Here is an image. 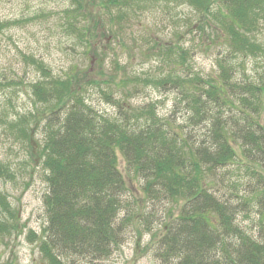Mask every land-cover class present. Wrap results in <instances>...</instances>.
<instances>
[{
    "label": "trees",
    "instance_id": "16d2710c",
    "mask_svg": "<svg viewBox=\"0 0 264 264\" xmlns=\"http://www.w3.org/2000/svg\"><path fill=\"white\" fill-rule=\"evenodd\" d=\"M70 1L73 7L63 11L59 26L82 42L87 36L88 50L105 31L98 15L83 14L86 2L87 8H104L117 31L128 10L186 4L198 13L201 33L207 28L221 33L225 52L215 59L217 71L203 74L187 65L186 48L156 44L153 56L168 63L169 71L121 79L124 90L117 96L106 84L114 83L111 73L116 70L107 69V74L101 67L99 81L89 69L60 77L40 59L23 55L38 74L30 83L35 109L10 127L19 131L29 151L19 166L36 164L46 184L45 225L40 235L29 233L39 239L45 264H104L119 247L122 230L138 213L131 207L119 157L124 170L141 179L142 203H175L155 251L161 264H264V69L242 70L238 78L244 60L264 65V38L258 37L264 0ZM3 27L0 23V31ZM113 63L114 69L122 68ZM98 83L104 100L116 109L112 116L86 100V88ZM140 86H167L175 92L172 109L182 114L181 123L160 117L152 102L131 106L127 96ZM41 123L42 137L35 140L33 130ZM228 165L235 166L239 181L229 194L219 195L211 176ZM0 178L16 179L1 160ZM252 211L257 215L255 235L237 221ZM16 218L0 191V234L17 229L11 224Z\"/></svg>",
    "mask_w": 264,
    "mask_h": 264
},
{
    "label": "rangeland",
    "instance_id": "374dc122",
    "mask_svg": "<svg viewBox=\"0 0 264 264\" xmlns=\"http://www.w3.org/2000/svg\"><path fill=\"white\" fill-rule=\"evenodd\" d=\"M72 7L70 0H0V23L4 24L0 31V160L16 176L15 180L0 178V191L17 216L11 224L17 223L19 228L9 234H0V264H45L37 248L39 239H32L29 233L40 235L45 225L42 198L47 189L46 184L36 164L28 161L27 167L22 169L19 166L22 160H28L29 151L24 148L26 143H22L24 140L19 136V131L10 127L15 125V120L20 121L22 115L35 109L30 83L35 81L38 74L32 65L23 60V55L40 59L53 75L60 77L74 74L76 69H89L90 74L99 81L101 67H105L107 74V69L116 70L109 72L114 83L106 84L110 85L108 91L117 96L124 90L121 79L169 71L168 63L153 56L152 49L156 44L172 42L186 48L189 51L187 65L191 64L192 68L203 74H214L217 71L215 59L219 53L223 56L225 52L221 33L216 28L214 32L207 28L205 34L201 33L197 27L198 13L186 4H160L155 9L128 10L126 21L117 31L112 21L108 23V12L104 8H87L86 2L83 14L88 16L91 11L98 15L100 28L103 27L105 31L104 38H99L93 48L88 50L87 36L82 42L77 34L59 26L63 11L71 10ZM260 34V39H263L264 27L258 37ZM211 39L216 43L211 44ZM93 49L94 53H90ZM113 62L122 68L114 69ZM244 62L240 66L238 78H241L242 70L250 74L252 67L258 72L264 69V65H254L251 59ZM100 83L104 85L102 81ZM93 85L86 88L87 102L105 114L114 115L115 107L104 100L100 89L96 87L99 83L95 87ZM165 87L158 90L151 86L137 87V91L127 96V102L134 107L152 102L160 117H170L174 124H179L182 114L179 110L173 113L172 109L176 93ZM29 124L33 127L34 123L30 121ZM41 126L42 123L33 130L35 140L42 137ZM119 167L125 174L131 207L138 213L132 223L122 230L119 247L103 263L161 264L155 251L168 210L175 203H167L166 200L142 203L141 179L124 170L121 157ZM234 168V165L218 168L215 175L211 176L219 195L229 194L231 185L239 181ZM31 170L34 171L32 174ZM236 200L233 199V202ZM4 220L9 221L6 218ZM256 220L257 215L253 211L241 213L237 217L238 223L254 235Z\"/></svg>",
    "mask_w": 264,
    "mask_h": 264
}]
</instances>
